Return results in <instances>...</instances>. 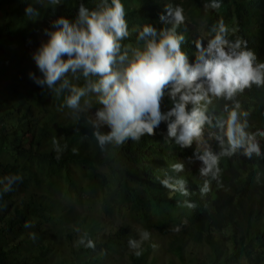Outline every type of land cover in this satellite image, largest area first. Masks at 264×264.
I'll list each match as a JSON object with an SVG mask.
<instances>
[{
    "label": "trees",
    "instance_id": "1",
    "mask_svg": "<svg viewBox=\"0 0 264 264\" xmlns=\"http://www.w3.org/2000/svg\"><path fill=\"white\" fill-rule=\"evenodd\" d=\"M78 1L93 2L67 0L66 6ZM121 2L129 31L146 23L160 29L166 4L183 7L185 22L195 27L187 42L190 46L183 48L190 62L194 61L191 40L197 29L207 33L221 19L230 26H226L229 38L246 41L258 62H264V0H221L220 9L207 13L203 8L206 0ZM33 3L0 0V179L10 174L23 177L9 192H3L0 184V264H156L150 243L154 235L170 236L168 250L179 257L171 264H264V156L247 159L238 152L222 158V186L212 181L211 191L202 197L199 189L205 178L199 175L201 163L188 162L195 145L181 149L164 143L166 122L153 136L108 145L102 151L83 119L76 120L72 110L63 106L67 93L57 96L29 78V72L40 75L31 54L47 41L39 32L48 21L38 19L64 10L34 6L40 16L33 20L25 17V8ZM222 13L225 17H219ZM186 23L179 28H187ZM73 83L83 86L84 82ZM237 99L249 113L247 131L264 130V86L254 85ZM223 103L214 101L210 107L219 114ZM170 106L166 99L162 111L167 112ZM96 107L93 103L92 111ZM83 135L88 138L82 139ZM54 136L62 137V148L67 145L59 160L52 144ZM257 141L264 153V138L257 137ZM212 147L218 150L215 143ZM177 162L185 165L179 174L171 171ZM166 174L185 178L193 194L185 197L163 188L157 177ZM185 200L197 207H183ZM26 221L31 228L24 227ZM103 223L116 229L104 234ZM42 225L59 229L55 236L64 233L65 250L55 246L54 238L50 243L54 247L43 243ZM176 227L179 232L173 230ZM140 229L151 235L142 244V254L136 256L128 239H139ZM84 232L95 242L94 249L75 245ZM12 234L19 239L11 244ZM55 247L59 254L69 256L67 262L55 258ZM188 247L190 252L185 251Z\"/></svg>",
    "mask_w": 264,
    "mask_h": 264
},
{
    "label": "clouds",
    "instance_id": "2",
    "mask_svg": "<svg viewBox=\"0 0 264 264\" xmlns=\"http://www.w3.org/2000/svg\"><path fill=\"white\" fill-rule=\"evenodd\" d=\"M66 2L34 0L33 6L25 8V17L33 19L40 16L34 6L48 5V9L54 10L64 7L38 19L48 21L39 32L47 41H42L31 54L40 75H28L37 86L57 96L67 93L63 106L72 110L76 120L83 119L102 151L108 145L120 146L128 140L138 142L145 135L153 136L155 129L166 122L164 143H174L181 149L195 145L188 162L201 163L199 175L205 178L199 189L202 197L211 191L212 181L222 186V158H231L238 152L247 159L264 156L257 141V137L264 138V130L247 131L249 113L242 110L237 99L254 85L264 86V62H258L246 41L229 38V29L222 19L212 24L207 33L196 31L197 36L191 40L194 61L190 62L183 48L195 27L187 25L185 10L180 5L164 6L160 29L146 23L129 31L121 0H93L88 4L78 1L72 7L66 6ZM203 8L206 13L218 10L221 0H206ZM184 23L187 28H179ZM126 41L132 44H125ZM81 79L83 86L73 83ZM166 99L171 106L164 112ZM214 101H224L219 114L210 107ZM93 103L97 106L95 111ZM76 132L79 134V129ZM61 138H52L57 160L67 147H61ZM87 138L88 135L82 136ZM210 141L215 142L218 150L213 149ZM184 169L182 162L171 165L176 174ZM22 179L18 174L0 179L3 192L11 191ZM157 179L172 192L185 197L193 194L183 177L166 174ZM182 206L197 207L189 200ZM24 227L31 228L32 224L26 221ZM173 230L179 232L180 228ZM76 231L79 233L80 229ZM150 235L140 229L139 239H128L136 256L142 254V244ZM30 236L36 238L35 233ZM75 245L95 248L87 232Z\"/></svg>",
    "mask_w": 264,
    "mask_h": 264
},
{
    "label": "rangeland",
    "instance_id": "3",
    "mask_svg": "<svg viewBox=\"0 0 264 264\" xmlns=\"http://www.w3.org/2000/svg\"><path fill=\"white\" fill-rule=\"evenodd\" d=\"M219 17H225V16L222 13L219 15ZM225 25L230 27L227 24H225ZM201 30H202L201 27H199L197 29L198 32L203 34L205 31H201ZM210 142L212 144L215 143L214 141H210ZM109 229H116V228L113 225L103 223L104 234ZM58 232H59V229L54 228L51 225H42V230H41L42 241L45 245H48L49 247H54L52 244H50V243H52V239L54 238L55 246L63 247V249L65 250L67 247L66 238L63 236V234H64L63 232L61 234H57L55 236V234ZM9 236H10L9 242L11 244L13 242H16L19 239V238H16V236L14 234L9 235ZM152 238L153 239H151L150 243L152 244L151 249L154 252V255L157 259L156 264H171V263L178 262L179 257L177 255H175L173 252H171L170 250H168L169 245H170V236L169 235H165V236L154 235ZM146 243H147V241H145L143 243V245H145ZM153 245H155V247H153ZM194 249H195V251H199V252H203V251L207 252V249H203V248H194ZM191 250H192V248H190V247L185 248V251L190 252ZM55 258H57L59 262H67L69 260V256H67L65 254H62V255L59 254V249L56 247H55ZM122 264H125V261Z\"/></svg>",
    "mask_w": 264,
    "mask_h": 264
},
{
    "label": "bare ground",
    "instance_id": "4",
    "mask_svg": "<svg viewBox=\"0 0 264 264\" xmlns=\"http://www.w3.org/2000/svg\"><path fill=\"white\" fill-rule=\"evenodd\" d=\"M125 44H132V42L131 41H126Z\"/></svg>",
    "mask_w": 264,
    "mask_h": 264
}]
</instances>
